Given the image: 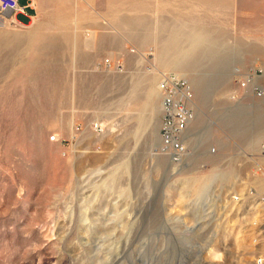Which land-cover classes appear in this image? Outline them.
<instances>
[{
  "label": "rangeland",
  "instance_id": "1",
  "mask_svg": "<svg viewBox=\"0 0 264 264\" xmlns=\"http://www.w3.org/2000/svg\"><path fill=\"white\" fill-rule=\"evenodd\" d=\"M34 4L0 23V264H260L264 0Z\"/></svg>",
  "mask_w": 264,
  "mask_h": 264
},
{
  "label": "built area",
  "instance_id": "2",
  "mask_svg": "<svg viewBox=\"0 0 264 264\" xmlns=\"http://www.w3.org/2000/svg\"><path fill=\"white\" fill-rule=\"evenodd\" d=\"M30 9L35 10L34 0H31L27 5H21L20 0H0V23L8 22L12 26L25 28L27 24L21 22L18 18L19 16H25L29 20H32L35 13H32ZM160 89L165 96V116L162 129L163 140L167 146L178 153L183 148L175 139V136L184 132L190 121L191 113L187 109L185 101L177 100L174 95L177 94L178 90L183 89L181 92L184 100L191 101L193 96L186 91V84L183 80L172 82V86H170L167 80H164L160 84ZM258 262L262 264L264 259H259Z\"/></svg>",
  "mask_w": 264,
  "mask_h": 264
},
{
  "label": "bare ground",
  "instance_id": "3",
  "mask_svg": "<svg viewBox=\"0 0 264 264\" xmlns=\"http://www.w3.org/2000/svg\"><path fill=\"white\" fill-rule=\"evenodd\" d=\"M4 28V26H3ZM176 68H180V66H176ZM156 75V74H155ZM254 77L250 79L247 78V81L251 84L252 82H254V80L256 79L257 75L256 74H253ZM155 81V80H154ZM255 83V82H254ZM156 86V85H155ZM162 93V94H161ZM261 96V94H259ZM160 97L162 98V111L164 113V101H165V96H164V93L162 92V90L160 89V86L157 87V89H151L150 90V100H151V103L153 101V104L155 106V102L157 103V101H159L158 99H160ZM152 105V104H151ZM155 108V107H154ZM153 110V109H152ZM162 126H164V123L162 124ZM193 136V132L192 131H189L187 134H186V139L187 140H190ZM184 151V149L181 151V152H178L177 154H181L182 152ZM180 156V155H179Z\"/></svg>",
  "mask_w": 264,
  "mask_h": 264
},
{
  "label": "crops",
  "instance_id": "4",
  "mask_svg": "<svg viewBox=\"0 0 264 264\" xmlns=\"http://www.w3.org/2000/svg\"><path fill=\"white\" fill-rule=\"evenodd\" d=\"M30 11L32 13H36L37 8L35 7L34 11L32 9H30ZM25 24H27V23H25ZM0 32H1V29H0ZM55 41H62V39H56ZM4 46L6 47V49L8 48V40L6 38H4V36H2L1 33H0V48L3 49Z\"/></svg>",
  "mask_w": 264,
  "mask_h": 264
}]
</instances>
